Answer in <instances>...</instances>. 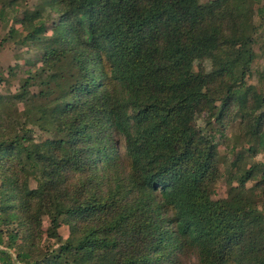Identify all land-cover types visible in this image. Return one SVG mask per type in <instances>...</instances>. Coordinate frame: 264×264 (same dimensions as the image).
<instances>
[{
	"label": "trees",
	"instance_id": "16d2710c",
	"mask_svg": "<svg viewBox=\"0 0 264 264\" xmlns=\"http://www.w3.org/2000/svg\"><path fill=\"white\" fill-rule=\"evenodd\" d=\"M51 1L41 66L0 93V264H166L187 249L199 264H264V209L247 188L264 172L214 198L232 111L264 150V97L247 82L264 0Z\"/></svg>",
	"mask_w": 264,
	"mask_h": 264
},
{
	"label": "rangeland",
	"instance_id": "374dc122",
	"mask_svg": "<svg viewBox=\"0 0 264 264\" xmlns=\"http://www.w3.org/2000/svg\"><path fill=\"white\" fill-rule=\"evenodd\" d=\"M59 19L60 15L53 10L51 0H0V74H5L3 75L5 79H0V93L15 94L22 91L24 82L28 78L27 71L35 72L41 66L39 64V66L31 68L30 63L43 56L49 37L56 32L54 24ZM254 21L259 25L254 45L257 58L252 68V75L247 82L250 86H256L258 92L264 97V18L260 19L257 15ZM39 24L45 25V32L41 36V40L26 42L25 38L28 33L34 25ZM203 66L210 71L212 64L207 61L203 63ZM199 67L200 65L196 63V70ZM9 68L12 69L11 74L8 73ZM39 83H35L30 88L31 93L40 91ZM233 113L232 111L225 118L218 133L221 178L215 185L214 198L216 199L226 198L230 188L239 185L240 173H245L254 166L260 168L258 178L261 177L262 171L264 172V150L258 153L250 151L252 145H255L256 149L258 145L249 139L248 130L241 125V122L246 123L249 127L250 125ZM15 124L16 127H20L22 123L15 121ZM198 124L203 125L201 121ZM31 126L36 125L31 124ZM35 130L38 135L41 134V131ZM29 185L31 189L38 187L34 177L30 179ZM256 185L257 180L250 181L247 188H255V193L259 195V201L264 209V184ZM43 221L44 229H46L48 218H43ZM59 234L63 240H67L71 234L70 226L62 224ZM22 237L25 238L23 232ZM22 239L19 240V244L24 242ZM53 244H55L54 240H49L45 245L50 247ZM166 264H199L198 255L194 249H187L182 253L175 254Z\"/></svg>",
	"mask_w": 264,
	"mask_h": 264
}]
</instances>
